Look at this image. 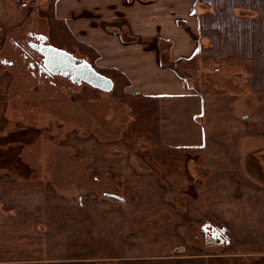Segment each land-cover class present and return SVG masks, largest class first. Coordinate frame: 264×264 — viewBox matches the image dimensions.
I'll return each mask as SVG.
<instances>
[{
	"label": "rangeland",
	"instance_id": "374dc122",
	"mask_svg": "<svg viewBox=\"0 0 264 264\" xmlns=\"http://www.w3.org/2000/svg\"><path fill=\"white\" fill-rule=\"evenodd\" d=\"M42 21L22 29L0 24V185L18 213L43 225L47 256L171 261L184 246L191 255H210L206 264H264L261 109H246L251 122H237L220 91L232 93L243 79L215 87L205 76L204 143L191 149L165 139L171 112L160 119L159 102L129 93L121 80L106 93L35 78L13 42L38 30L57 46L67 43L42 31ZM150 41L158 57L160 42ZM135 74L141 77V68ZM138 81L129 89L141 92ZM205 222L225 225L230 242H209Z\"/></svg>",
	"mask_w": 264,
	"mask_h": 264
},
{
	"label": "crops",
	"instance_id": "0c3cea01",
	"mask_svg": "<svg viewBox=\"0 0 264 264\" xmlns=\"http://www.w3.org/2000/svg\"><path fill=\"white\" fill-rule=\"evenodd\" d=\"M20 1L0 0L2 27L43 18L40 26L46 32L66 40L61 47L87 57L99 73L114 82L121 80L129 93L158 101L160 119L171 112L173 117L163 129L165 139L191 149L203 146L205 76L215 87L220 84L217 80L223 79L225 85L243 79V87L232 93L220 91L231 103L237 122H251L246 109H261L256 128L264 137V0H24L26 8ZM151 38L160 42L158 57L149 48ZM137 68L141 77L135 74ZM138 80L141 92L130 90ZM181 105L185 109L174 116ZM13 200L9 189L0 185V264H99L94 256L49 258L42 245L43 225L18 213ZM190 247L193 250L195 244ZM176 250L179 256L171 261L100 258L118 264H206L207 256L191 255L184 246Z\"/></svg>",
	"mask_w": 264,
	"mask_h": 264
},
{
	"label": "flooded vegetation",
	"instance_id": "af4514ba",
	"mask_svg": "<svg viewBox=\"0 0 264 264\" xmlns=\"http://www.w3.org/2000/svg\"><path fill=\"white\" fill-rule=\"evenodd\" d=\"M121 20V19H119ZM30 21L25 22L23 25H21L19 28L22 29L24 28V25L26 26V24H28ZM123 24V23H121ZM22 27V28H21ZM42 28V27H41ZM120 30L124 31L123 26H120ZM42 31L46 32L45 30L42 29ZM29 35H28V39L24 42V41H17L15 40L13 42L14 46L18 49H20L25 58H26V67L28 69V71L38 80L44 81V82H48L49 84L55 85V80L58 79H68L72 84L75 85H83L87 83H78V82H73L71 75H64V73L62 72L61 69H51L48 65H47V56L45 54H43V48L44 47H48V46H53L57 49H63L66 50L67 52L73 54L76 58L81 59V60H88L87 57H84L82 55H77L74 52H72L71 50H68L66 48L57 46L53 43L50 42L48 36L38 30H34V31H29ZM22 42H23V46H22ZM6 61V60H4ZM107 76V75H106ZM90 86V85H88ZM92 87V86H90ZM93 88V87H92ZM95 89V88H93ZM97 90V89H96ZM39 134V133H38ZM201 228L203 229V231L205 232L204 234L207 235V239L208 241H214V242H220V243H227V241H229V235L228 233H224L221 234V238H219L218 236H216V238L213 237V234H215L216 232L214 231L216 230H220L221 226H215L213 223H208L205 222L201 225ZM203 238V237H202ZM199 240L196 241L197 244H199Z\"/></svg>",
	"mask_w": 264,
	"mask_h": 264
},
{
	"label": "water",
	"instance_id": "95a60500",
	"mask_svg": "<svg viewBox=\"0 0 264 264\" xmlns=\"http://www.w3.org/2000/svg\"><path fill=\"white\" fill-rule=\"evenodd\" d=\"M43 54L47 56V65L53 70L61 69L64 75H71L73 82L87 83L95 89L103 92H111L114 89V81L112 78L99 73L92 64L84 59H78L66 50L57 49L53 46L43 48ZM216 233L213 237L226 232V228L214 230ZM229 243V241H227Z\"/></svg>",
	"mask_w": 264,
	"mask_h": 264
},
{
	"label": "built area",
	"instance_id": "2783aa9c",
	"mask_svg": "<svg viewBox=\"0 0 264 264\" xmlns=\"http://www.w3.org/2000/svg\"><path fill=\"white\" fill-rule=\"evenodd\" d=\"M20 4H21V7H23V8L28 7V2H26V1H24V0H21V1H20Z\"/></svg>",
	"mask_w": 264,
	"mask_h": 264
}]
</instances>
